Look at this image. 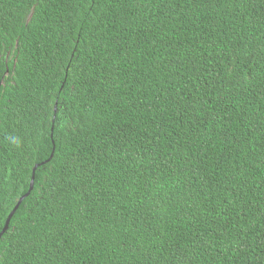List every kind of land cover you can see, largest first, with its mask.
I'll return each instance as SVG.
<instances>
[{
  "label": "trees",
  "instance_id": "obj_1",
  "mask_svg": "<svg viewBox=\"0 0 264 264\" xmlns=\"http://www.w3.org/2000/svg\"><path fill=\"white\" fill-rule=\"evenodd\" d=\"M0 50V264H264V0H0Z\"/></svg>",
  "mask_w": 264,
  "mask_h": 264
},
{
  "label": "water",
  "instance_id": "obj_2",
  "mask_svg": "<svg viewBox=\"0 0 264 264\" xmlns=\"http://www.w3.org/2000/svg\"><path fill=\"white\" fill-rule=\"evenodd\" d=\"M56 111V106L54 107V112ZM51 131H53V128L51 129ZM53 156V154H52ZM35 170V169H34ZM33 185H34V172H33V175H32V179H31V183H30V188H29V191L24 195L22 196L19 201L17 202L16 206L13 208V210L10 212V214L8 215L6 221H5V225L2 229V231L0 232V239L2 238V236L4 235V233L8 230L9 228V224H10V221L12 219V217L14 216L15 212L17 211L19 205L21 204V202L30 194V192L32 191L33 189Z\"/></svg>",
  "mask_w": 264,
  "mask_h": 264
},
{
  "label": "flooded vegetation",
  "instance_id": "obj_3",
  "mask_svg": "<svg viewBox=\"0 0 264 264\" xmlns=\"http://www.w3.org/2000/svg\"><path fill=\"white\" fill-rule=\"evenodd\" d=\"M11 79V75L9 74V70H7L6 72H5V74L4 75H2V80H1V84L3 85V87L5 86V80H10Z\"/></svg>",
  "mask_w": 264,
  "mask_h": 264
},
{
  "label": "snow or ice",
  "instance_id": "obj_4",
  "mask_svg": "<svg viewBox=\"0 0 264 264\" xmlns=\"http://www.w3.org/2000/svg\"><path fill=\"white\" fill-rule=\"evenodd\" d=\"M38 7H39V5H38ZM37 14V12L36 11H34L33 13H32V16L34 17L35 15ZM31 19H29V20H27L26 21V23H28V24H31ZM8 54H5L2 50H0V58H3V57H5V56H7ZM8 58L10 59V56H8Z\"/></svg>",
  "mask_w": 264,
  "mask_h": 264
}]
</instances>
